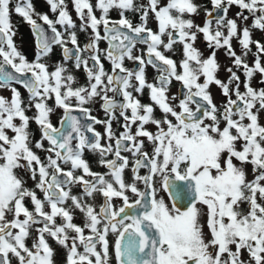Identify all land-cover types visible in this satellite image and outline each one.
I'll list each match as a JSON object with an SVG mask.
<instances>
[{"label":"snow or ice","instance_id":"1","mask_svg":"<svg viewBox=\"0 0 264 264\" xmlns=\"http://www.w3.org/2000/svg\"><path fill=\"white\" fill-rule=\"evenodd\" d=\"M45 2L56 14L55 20L47 13H35L32 0H0V89L12 93L11 99L0 96V264H13V260L16 264H54L55 252L46 236L67 250L65 264H109L110 233L116 237L111 246L117 264H264V203L258 202L264 201V126L259 123V113L264 111V43L253 41L249 27H240L251 17V28L264 31V0H210L211 9L195 0H147L146 4L97 0L99 18L90 0H72L81 21L79 31L87 35L83 46L66 0ZM233 6L239 11L229 19ZM113 9L118 11V20L109 18ZM201 9L203 26L192 19ZM128 12L139 13V23L134 25ZM13 13L30 26L37 49L32 62L14 43ZM150 15L157 22L156 31L148 27ZM200 34L212 50L207 58L195 47ZM233 38L241 47L239 55ZM102 40L107 41L105 49L99 47ZM177 44L182 52L179 65L165 54L174 52ZM253 44L256 54L250 66L245 58ZM137 45L145 48L134 55ZM54 46H60L64 62L71 60L76 70L83 68L86 85L74 88L76 78L64 63L49 71L42 60ZM219 49L232 60L225 69L229 73L226 82L217 76ZM102 57L110 63L111 72L105 70ZM126 59L137 68H126ZM147 66L158 73L155 83L146 80ZM234 68L245 76L243 93ZM257 72L259 89L251 86ZM173 80L181 85L175 106L170 101L177 96L168 95ZM213 84L226 98L222 110L209 91ZM14 85L27 90V104ZM145 88L149 104L133 95V91L143 95ZM53 98L54 107H50L47 102ZM97 98L105 120L93 116L87 107ZM32 107L36 114L29 117L26 111ZM155 107L162 119L154 117ZM55 108L63 110L58 127L50 119ZM117 112L123 118L119 135L112 131ZM30 120L40 130L34 147L47 153L43 161L33 151ZM97 124L105 125L104 137L95 130ZM147 124L155 125L157 131L146 130ZM133 125L137 126L134 134ZM105 137L107 143L102 144ZM140 138H147L151 153ZM238 142H242L239 149ZM85 149L98 154L106 173L91 170L84 159ZM124 152L133 157L130 183L124 178L129 167ZM110 155L114 158L108 159ZM246 165L252 166L251 181ZM141 169L147 173L141 175ZM28 179L34 188L27 187ZM157 179L171 206L157 198ZM73 186L82 189L80 195L72 194ZM97 193L103 197L98 211L87 202ZM116 198L122 201L119 207L113 203ZM69 201L71 208L65 207ZM242 204L248 206L246 213ZM46 206L50 211H45ZM73 210L83 215V226L73 223ZM205 224L210 239L205 237ZM33 228L37 235L29 248L26 240ZM242 250L248 253L247 261L241 259Z\"/></svg>","mask_w":264,"mask_h":264},{"label":"flooded vegetation","instance_id":"2","mask_svg":"<svg viewBox=\"0 0 264 264\" xmlns=\"http://www.w3.org/2000/svg\"><path fill=\"white\" fill-rule=\"evenodd\" d=\"M15 2V0H14ZM35 0H32V3L34 4ZM128 13H131V12H128ZM126 13V15L128 16L129 19L132 20L133 24H137L139 23V13H137L138 15L133 17L131 16V14H128ZM229 13H230V10L228 12V18H229ZM248 14V13H247ZM51 19L55 20L56 19V15L55 16H50ZM38 19V18H37ZM112 20H116L115 18H111ZM151 19L149 18V22H148V27L151 28L153 31H156L157 30V22L156 24H151L150 23ZM38 22L39 23H42V21H39L38 19ZM24 24V21L22 20L20 25ZM77 26V25H76ZM57 27H59L57 25ZM79 28L80 27H76V31H77V35L78 37H82V33L79 31ZM257 30V34H259V32H262L261 30L259 29H256ZM100 31H101V35H103V25H101L100 27ZM31 37H32V48L35 50L36 49V46H35V41H34V38H33V34L31 32ZM200 37V40H201V43L202 44H198V46H195L203 55V58H207L209 55H210V52L212 50H210L207 45H206V42L203 38V35L200 34L199 35ZM84 38V36L82 37ZM165 41H167V36L164 37ZM253 41H256V40H259L261 43H264V39H260L259 37H253L252 38ZM87 41V38L85 37L82 41H78L79 44L80 43H86ZM102 42L106 43L105 46L107 47V41H103ZM15 45L17 46V43L14 41ZM101 43V41H100ZM99 43V44H100ZM81 45V44H80ZM232 45L236 51V53L239 55L241 54V47L240 45L238 44V42L232 40ZM83 46V45H81ZM100 46V45H99ZM176 45H174V48H175ZM69 47H72L70 44H69ZM58 48V46H54L53 48V51L52 53H55V49ZM145 46L144 45H137V49L134 50V55H139L140 54V49H144ZM33 50V51H34ZM163 50V49H161ZM177 49H175L174 52H166L165 54L169 57H171L172 59H174L175 61H177V64L179 65V62L181 61L182 59V52H181V46L178 47V50L176 51ZM37 51V49H36ZM51 53V54H52ZM60 53V52H59ZM255 54H256V48H255V45L253 44L252 45V49H251V52L249 53V55L245 58L246 62L248 63V60L249 59H253L252 60V64H253V61H254V58H255ZM179 55V56H178ZM26 58L28 59V61L32 62V60L29 59L30 57V54H26L25 55ZM60 56L62 57L63 59V54H62V51L60 53ZM85 56H87V53H85ZM216 56H217V60H218V63L220 64V70L219 72L217 73V76L219 79H221L222 81H227L228 77H229V73H227V71L225 70L227 67L231 66L232 65V60L229 59L226 55H225V50L224 49H219L217 52H216ZM261 58H262V54H261ZM262 60V59H261ZM34 61V60H33ZM102 62L104 63V66H105V70L108 71V72H111V65L108 61L106 60H103V57H102ZM262 63V61H261ZM89 64H91V61H89ZM250 66L252 64L248 63ZM66 65L68 66H73L74 67V62L69 60L66 62ZM124 66L130 70H134L137 68V65L136 63H134L133 61H129V60H125L124 61ZM81 71L83 70V68L80 69ZM178 70L179 67H178ZM234 71H237L235 68L233 69ZM51 71V70H49ZM83 80H82V83H81V86L82 85H86L87 84V80H86V75H85V72L83 70ZM145 75H146V80L147 82L149 83H155L156 81V77L158 75V73L156 72L155 69H153L151 66H147L146 69H145ZM237 75L240 77V91L243 93L245 91V88H244V81H245V76L243 75L242 71H237ZM261 80V77H259V73L257 72L254 77L252 78V81H251V86L255 89H259L261 87L259 81ZM204 81V78L201 77L200 81L201 83H203ZM133 83H135V81H133ZM21 93V98L22 100H24L25 104L28 103L29 101V95L27 93V90L24 89L23 87H21L20 85H14ZM75 88V87H74ZM130 91H133L132 89H130ZM180 91H181V85L179 82L173 80L172 81V84L169 88V91H168V95L169 97L175 95L177 96V100L175 101H170L173 106H175L176 104H178L179 102V99L181 98L180 96ZM211 95H212V98H213V102L217 105L218 108H221L222 110V105L223 103L225 102L226 98L221 94V89L219 87H217L215 84L211 85L210 86V89H209ZM115 94L113 93H109V96H113ZM133 95L138 98L142 104H149L151 103L150 99H149V90L147 88L144 89V92H143V95H140V94H137L133 91ZM116 99L118 101H121L122 102V97L120 96H116ZM232 99H236V96L235 95H232ZM73 103H75V101H73ZM87 107H90L92 109V115L95 116L96 118L100 119V120H105L106 119V114L104 113V111L102 110L101 108V102L99 101V99L97 98V100L89 105H87ZM194 107V106H193ZM177 111H179V108L176 109ZM255 111V109L253 110ZM62 112L63 110L59 113L60 116L54 121L52 122L54 126H59V120L62 116ZM263 113L264 111H261L259 113V121L261 120V118H263ZM36 114V112L34 110H32L31 108L29 110L26 111V115H28L29 117H34ZM130 115V110H129V113ZM116 116H117V119L116 120H113L112 122V131L116 134V135H119V133L121 131H123L121 125L123 124V118L119 116V112L116 113ZM162 116L163 114L161 113V111L159 110L158 107H155L154 108V117L157 118V119H162ZM236 118V117H234ZM209 121H206V123H208ZM35 121L34 120H30L29 124L31 126V130H30V133H31V142L32 140H37L38 138H40V130L38 128V126H36L35 124ZM139 123V122H137ZM245 124L249 123V121L245 120L244 121ZM221 128H223L225 125L224 123H221ZM261 126H264V124H262ZM136 125H133L132 126V133L134 134L136 132ZM145 129L152 132V133H155L157 131L155 125H152V124H147L145 125ZM95 130L97 132H99L101 134L102 137L105 136V125L104 124H97L95 125ZM234 134H235V130H233ZM90 138H91V134H89ZM140 139H144L145 141V150L148 151L149 153H151V150H152V146L148 143L147 141V138H140ZM34 143V142H33ZM101 143L102 144H106L107 143V139L106 137L104 139L101 140ZM113 145L115 144V141L113 140L112 141ZM241 144L242 142H238L237 143V148L239 149L241 147ZM33 146V151H35L41 158V160L43 161L45 159V157L47 156V153L45 151H41V150H38V149H35L34 145L32 144ZM44 146L45 148L48 147V142L45 141L44 142ZM122 155L124 156H127L128 159H129V167L126 168L124 170V178H125V181L126 182H131L132 181V173H131V166H132V161H133V157L131 156V153H127V152H124L122 153ZM114 157L113 156H109L108 159H113ZM84 159L87 160L90 163H93V166H90L91 167V170L93 172H97V173H106L107 172V169L105 167H102L99 165L98 161H99V156L98 154L96 153H92V152H89L87 149H85L84 151ZM239 163V162H237ZM65 169L67 170V166H64ZM245 171H246V174H247V179L249 181H251L253 178H254V174H253V171H252V166L251 165H246L245 166ZM147 173V169H141L140 170V174L141 175H145ZM77 174H80L79 172ZM91 179V178H89ZM27 183L29 184L27 187L29 188H34V182L30 179L27 180ZM138 187L141 188V190H143V185L142 184H138ZM155 187L157 189V198H163L165 200L166 203H169V206H171L170 204V201H169V197L168 195L161 189V186H160V182H159V179H157L156 181V184H155ZM81 191L82 189L79 187V186H73L72 187V194L73 195H80L81 194ZM37 194L38 196L42 199L43 198V194L42 193H39V191L37 190ZM130 195V198L131 199H134V197H132L131 193H129ZM88 203H91L93 204V206H95L97 208V211L99 210V206L102 204L103 202V197L97 193L94 195V197H91V198H88L87 200ZM258 202H262L264 203V201H258ZM114 205L119 207L121 206L122 204V201L118 198L114 199L113 201ZM26 206L29 208V210H32L33 209V205L31 203H26ZM65 207L67 208H71V201L68 202L67 205H65ZM247 204H242L241 205V209L242 211H244L246 213L247 211ZM45 211H50V209L46 206L45 207ZM73 216H74V220H73V223L77 224V225H80V226H83L84 224V217L83 215L78 211V210H73L72 212ZM9 219H11V217L9 216ZM206 220V217L204 218ZM61 223V219L59 217L56 218V224L59 225ZM204 233H205V237L206 239H210V234H209V230L205 224V227H204ZM89 232L88 230L86 229L85 230V235H88ZM36 235L37 233L35 232L34 228L33 230L31 231L30 233V236L29 238L26 240V245L31 248L32 247V244L34 242V239L36 238ZM69 235H75L74 233H69ZM115 236L113 234H109V243H110V249H109V255H110V259H109V264H117V261L115 259V254H114V249L112 248V244L115 240ZM46 239L48 240V243L49 245L54 249V252H55V255L53 257V260H54V264H65L66 262V255H67V250L62 248L61 246H59L52 238L50 237H47L46 236ZM80 252L83 251V248L82 247H79L78 249ZM99 250V246H98V249ZM232 250L234 251L235 250V247L232 246ZM94 259V258H93ZM241 259H243L244 261H247L248 260V253L246 250H242L241 251ZM13 264H16V261L13 260Z\"/></svg>","mask_w":264,"mask_h":264},{"label":"rangeland","instance_id":"3","mask_svg":"<svg viewBox=\"0 0 264 264\" xmlns=\"http://www.w3.org/2000/svg\"><path fill=\"white\" fill-rule=\"evenodd\" d=\"M90 2L93 4L94 6V11H95V14L97 15V17L99 18L101 13L95 9V5L97 3V0H90ZM136 2L138 4H146L147 3V0H136ZM164 2L166 3L167 0H164ZM195 2L197 4H200V5H203L204 7L208 8V9H211V3H210V0H195ZM66 4H67V9L73 19V21L75 22V24L80 27V24H81V21L78 19L77 17V13L74 11V6H73V2L72 0H66ZM34 10H35V13H47L50 16H55L56 14H53L52 12H50L49 10V5H47V3L45 2V0H35L34 2ZM230 10V13H229V19H232V18H235V15H236V12L239 11V9L236 7V6H233L232 8L229 9ZM245 14L247 15V12L245 11ZM34 18H37L34 16ZM109 18H115L116 20H118L120 17H119V14H118V11L113 9L110 11L109 13ZM150 23L151 24H156L155 20L151 17L150 15ZM192 19L194 20V23L197 24V25H200V26H203L204 23H205V16H204V11L203 9H201L200 11V14L198 16H195V17H192ZM23 19L21 17H19L18 15H16L15 13L12 14V17H11V21H12V24H13V28L15 30V35L13 37L14 41L17 43V48L19 51H21L24 55H26L27 53L30 54V57L29 59L30 60H35L36 58V49L34 50L32 47V37H31V29H30V26L24 22V24L20 25L21 21ZM239 23V21H238ZM253 23V20L252 18L250 17L249 20L244 23V24H240V27L243 28L245 26L249 27L250 31H251V34H252V38L254 37H259L260 39H264V31L262 32H259V34H257V30L254 29V28H251V25ZM101 27V26H100ZM90 29H89V34H90ZM82 34V37L84 36V38L86 37L87 38V35L84 33V32H81ZM82 37H78V41H82L84 38ZM234 41L238 42L236 38H233ZM87 42V41H86ZM81 45H84L83 43H80ZM106 43L102 42L99 44L100 48L101 49H105L107 48L105 46ZM198 44H202L201 43V40H200V37L198 35L197 37V41L195 43V46H198ZM180 45H176L175 46V49L178 50V47ZM34 50V51H33ZM55 53H52L50 54L48 57H45L42 62L46 63L49 67V70H53L55 68V66L58 64V63H64L65 64V67L68 69V72L71 73L72 75L75 76L76 78V83L73 84V87H79L81 86V83H82V80H83V70H76L73 66H68L66 65V62L63 61L62 57L60 56V53H61V48L60 46H58V48L55 49ZM176 50V51H177ZM60 52V53H59ZM179 56V55H178ZM262 65H264V54H262ZM252 60L253 59H249L248 60V63L252 64ZM259 77H261V75L259 74ZM0 96H3L5 97L6 99H11V96H12V93L10 90L8 89H0ZM24 101V100H23ZM48 105L50 107H54V98L51 99V100H48ZM32 110H34L36 112V109L34 107L31 108ZM62 111V109H59V108H55L54 112L51 114L50 116V119H51V122H54L59 116H60V112ZM263 116H264V113H263ZM16 123H19V121H15ZM260 125L264 124V117L261 118V120L259 121ZM36 125V123H34ZM37 126V125H36ZM31 130V126L29 124V131ZM8 134L11 136L13 135V133H11L10 131L8 132ZM40 138H38L37 140H39ZM37 140H32V144L35 145V142ZM34 142V143H33ZM90 166H93V163H90ZM20 175L22 176H25L26 178V174L23 173L22 171L20 172ZM29 184L27 183V186ZM9 218V217H8ZM248 259H249V256H248Z\"/></svg>","mask_w":264,"mask_h":264},{"label":"trees","instance_id":"4","mask_svg":"<svg viewBox=\"0 0 264 264\" xmlns=\"http://www.w3.org/2000/svg\"><path fill=\"white\" fill-rule=\"evenodd\" d=\"M128 14H131L132 18L138 15L137 13H132V12Z\"/></svg>","mask_w":264,"mask_h":264},{"label":"water","instance_id":"5","mask_svg":"<svg viewBox=\"0 0 264 264\" xmlns=\"http://www.w3.org/2000/svg\"><path fill=\"white\" fill-rule=\"evenodd\" d=\"M45 27H47V26H45ZM49 35H51V33L49 32Z\"/></svg>","mask_w":264,"mask_h":264}]
</instances>
